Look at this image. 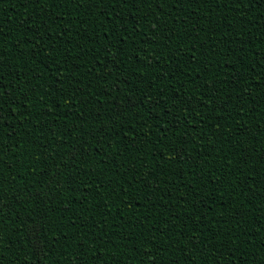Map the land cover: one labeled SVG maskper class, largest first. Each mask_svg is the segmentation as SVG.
Wrapping results in <instances>:
<instances>
[{
	"label": "trees",
	"instance_id": "obj_1",
	"mask_svg": "<svg viewBox=\"0 0 264 264\" xmlns=\"http://www.w3.org/2000/svg\"><path fill=\"white\" fill-rule=\"evenodd\" d=\"M45 16L54 18L50 46L29 60L31 41L25 40L23 55L17 54L15 44L35 31L38 35L36 26L43 29ZM142 17L173 29L167 49ZM125 34L119 59L114 64L106 55L102 59L105 44ZM149 38L155 40L151 47L145 44ZM0 39L5 51L12 48L0 87L9 93L37 88L27 107L12 102L5 107L0 181L19 202L18 211L0 224V264H264V0L179 5L173 0H0ZM204 69L207 79L225 81L224 92L214 95L200 87ZM109 71L113 75H106ZM235 71L241 77L233 85ZM120 72L128 78L124 84L116 80ZM149 86L152 96L164 90V105L171 95L193 101L196 110L187 120L189 164L181 168L174 158L177 125L168 122V109L149 112L145 102L123 114L128 123L122 129L110 131L91 150L85 146L72 166L75 183H65L60 173L67 167L66 150L78 146L77 131L83 135L95 126L91 116L115 107L112 97L120 89L140 93H128L137 104ZM21 110L29 115L21 116ZM41 110L51 113L44 132L35 119ZM178 115L183 121L188 113ZM133 138L136 147L126 148ZM242 153L251 156L247 165L240 163ZM214 186L212 203L208 194ZM38 192L45 193L39 204L31 199ZM37 207L45 215L43 256L28 229L18 224ZM190 236L199 245L185 247Z\"/></svg>",
	"mask_w": 264,
	"mask_h": 264
},
{
	"label": "snow or ice",
	"instance_id": "obj_2",
	"mask_svg": "<svg viewBox=\"0 0 264 264\" xmlns=\"http://www.w3.org/2000/svg\"><path fill=\"white\" fill-rule=\"evenodd\" d=\"M33 2H41V0H33ZM69 2H72V0H69ZM77 3H79V0H76ZM87 2V0H85ZM102 3L103 0H100ZM124 2H129V0H124ZM132 3H136L137 0H130ZM140 3H143L144 0H139ZM148 2H153V0H148ZM156 2H160V0H156ZM195 3V0H173V3L179 5L181 3ZM147 23L151 25L150 31L152 33V37L155 38V40H159L163 43V46L165 49L168 48L169 43L174 39L175 37V32L173 29L163 23L160 19H150L149 17H142ZM50 21H54V18L52 16H45L44 20L42 21L44 24L43 29H40V26H36V30L39 29V33L37 35V32H34L33 37H21V41L18 44H15L17 46V54L23 55V50L21 49V44H25L24 41L28 40L31 41V43L26 44L28 46L29 50V60L33 59L34 56L38 55L40 52L46 51L45 46H50V42L53 41V36L50 34V27L51 24L49 23ZM21 27H24V25H21ZM30 29V28H29ZM27 29V31H32ZM123 31V29H121ZM125 36L120 37L117 39L115 42L109 41L107 44L104 46V51L101 53V58L103 59L105 55L107 57H110L113 64L114 61L119 59L120 54L122 53V49L118 47L119 44L122 43L124 40ZM59 34H57L56 39L58 40ZM143 39V37H142ZM198 39V37H197ZM154 39L149 38L148 40H145V44H147L149 47L152 46V44L155 42ZM5 47H7L2 39H0V81H2V75H3V70L5 68V62L8 60V57L12 55V48H8L7 51H5ZM144 48V44H141L137 49V53H139L142 49ZM178 50L179 47L177 46ZM115 50V52L113 51ZM190 50L195 53L196 49L195 46H190ZM55 51V49H53ZM149 61H151L152 57L150 54L147 55L146 57ZM196 57L193 56V62H195ZM27 66V65H25ZM149 68L152 67V64L149 63L147 65ZM205 71V79L201 82L200 87H203L205 91H211L214 95H219V93L224 92V84L225 81L220 80V79H215V80H209L207 79L208 72L206 69ZM111 73L110 71L106 73L108 75ZM111 75H113L111 73ZM110 75V76H111ZM109 76V75H108ZM241 77V73L239 71H235L231 77V83L233 85H236L238 83V78ZM37 79L39 78L38 76L36 77ZM116 80L124 84V80H128L127 77H125V74L123 72H120L119 76L116 77ZM140 84H143L144 81L140 80ZM2 85V83H0ZM132 92L133 95H136L139 97L141 94L138 92H135L133 89H120L119 92L116 93L112 97L113 100H116L115 107L109 108L107 110H102L100 112H97L95 115L91 116L90 119L95 122V126L92 128H86L84 130V134L81 135L79 131H77V137L79 139L83 140V143H79L78 139V146L75 148H68L66 150V156L68 159L65 161L67 167L66 169L60 173V175L63 176V180L65 183L71 185L75 183V177L72 176V166L73 164H78L79 159L84 155V149L85 146L88 147L89 150L95 145L102 143V139L108 135L110 131L116 130V129H122L125 124L128 122L126 120H123V114L127 111L130 110V108L134 107H140L143 106L145 102L149 103L151 107L148 109L149 112H151L152 109H160L161 107H166L168 109V115L167 118H170L168 120L169 123H172L173 120H175V124L177 125L176 130H175V135H176V141H175V147L173 149L174 151V158L179 161L181 168L189 164V159L187 155V147L189 143V132H188V125H187V120L191 118V115L193 111L196 110V108L193 106V101L191 99H186L183 96L180 95H171L168 97V100L171 102L169 104H162V98L165 95L164 90L160 91L159 93L156 94V96L151 95V89L150 86L149 88L145 91L143 94V99H138L137 104H131V102L127 99L128 93ZM7 93V94H6ZM37 94V88L35 85H33L30 89H16L13 88L11 92H7L6 90L3 89V87H0V132L3 131L4 129V120H5V107L9 102L15 103L18 108L20 105H28V103L31 102V100L36 96ZM232 97L229 96L228 100H225L222 104V110H227L228 104L231 102ZM240 99V93H237V100ZM196 105H199V100L196 101ZM52 107H56L55 104L52 105ZM242 108V104H241ZM240 110V109H238ZM187 112L188 116L183 118V121L179 117V113L181 112ZM213 112L218 111L215 107L212 109ZM20 115L27 117L29 113L26 111L21 110ZM51 115L50 112H45L41 110L40 114L35 117V119L38 121V128L41 132L45 131V123L44 121L47 119V117ZM231 117L229 116V119ZM25 123H28L27 120H25ZM23 127V125H21ZM103 129V131H101ZM261 132H264V128L260 129ZM13 133L15 135V130H13L11 133H9V137L13 136ZM118 134V132H117ZM125 140H127V136L124 137ZM126 148H131V147H136L135 143V138L133 140L128 141L125 144ZM228 154H225V159H227ZM251 159V156L242 153L240 157V163L247 165L248 161ZM195 161H192V165H195ZM223 168L224 165H221ZM231 171V169H229ZM234 174V173H233ZM58 175L57 172L52 173L53 179ZM145 175H151L150 172H147ZM219 179V177H217ZM201 183H205V178L201 179ZM148 189H152L153 186L149 183H145L144 185ZM241 189L244 188V185L239 186ZM217 187H213V191L209 193L208 195L212 198V203H215V195L214 193L216 192ZM205 191H207V188L205 187ZM169 198H172L173 193L169 192L167 193ZM44 196L45 193L43 192H38L35 194H31V199L36 201L37 204L40 202L44 201ZM186 196V194H185ZM19 202V198L15 196V194L9 195L8 193L5 192L4 187H3V181H0V224H2V221L8 217L12 216L15 212L18 211V209L15 207V205ZM149 204H152L151 200V195H149L148 199ZM187 203L186 200L181 201ZM201 204H204V200L200 201ZM135 206V205H133ZM153 207L155 205L153 204ZM196 213H193V216H195ZM176 219H179V217H176ZM242 219V217H240ZM44 220H45V215L42 212L40 207H37L34 211L30 213V216L28 219H19L18 224H23L25 228L28 229V235L31 238L33 242V247L39 256H43L45 249L47 247L46 244H43L41 241V234L44 231ZM187 227V225H185ZM195 229H193V232ZM181 236H183V233H180ZM193 241L196 243L193 244ZM175 243H179V241H175ZM199 241L195 240L194 236H190L188 240V245H185V247H188L191 245L192 247H196L199 245ZM3 246V241L0 240V247ZM46 259V257H44ZM221 261L224 260V257L221 256L219 257ZM147 264H155L154 261H148ZM226 264H230V262H226Z\"/></svg>",
	"mask_w": 264,
	"mask_h": 264
}]
</instances>
